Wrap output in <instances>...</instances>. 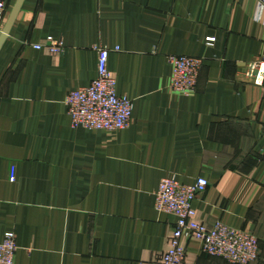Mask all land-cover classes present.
Listing matches in <instances>:
<instances>
[{
    "label": "crops",
    "instance_id": "1",
    "mask_svg": "<svg viewBox=\"0 0 264 264\" xmlns=\"http://www.w3.org/2000/svg\"><path fill=\"white\" fill-rule=\"evenodd\" d=\"M96 46L134 102L122 130L72 126L65 100L97 77ZM263 46L258 0H25L0 49V242L16 235L15 264H159L177 223L155 207L165 176L205 177L198 218L256 235L249 264H264V83L243 75ZM173 54L203 58L189 96L169 87ZM185 247V264H232Z\"/></svg>",
    "mask_w": 264,
    "mask_h": 264
},
{
    "label": "built area",
    "instance_id": "2",
    "mask_svg": "<svg viewBox=\"0 0 264 264\" xmlns=\"http://www.w3.org/2000/svg\"><path fill=\"white\" fill-rule=\"evenodd\" d=\"M258 7L264 10V0H258ZM8 13L6 0H0V33ZM34 47L39 50L44 48L53 54L62 50L61 43L36 44ZM96 50L97 77L90 84L69 92L65 100L72 126L110 132L125 129L131 123L134 102L128 96L118 93L117 78L109 69L110 50L103 46H96ZM168 61L172 67L169 84L171 90L184 96L193 94L196 91L203 58L173 54L168 57ZM243 75L251 78L257 85L264 83V46L255 60L247 62ZM15 177L13 167L11 179L15 180ZM208 185L209 181L205 177H198L192 184L183 183L174 176L161 179L156 192V210L174 214L177 223L159 264H185V242L188 240L197 241L203 253L223 258L232 264H249L259 258V240L253 233L221 221L208 225L198 218L194 202ZM17 250L16 235L13 232L6 233L0 242V264H15Z\"/></svg>",
    "mask_w": 264,
    "mask_h": 264
},
{
    "label": "water",
    "instance_id": "3",
    "mask_svg": "<svg viewBox=\"0 0 264 264\" xmlns=\"http://www.w3.org/2000/svg\"><path fill=\"white\" fill-rule=\"evenodd\" d=\"M25 0H17L16 3L14 4L7 20L6 23L4 25L3 31L0 33V49L2 48L5 40L7 39L10 30L12 28V26L14 25V22L16 21L19 12L23 6Z\"/></svg>",
    "mask_w": 264,
    "mask_h": 264
}]
</instances>
